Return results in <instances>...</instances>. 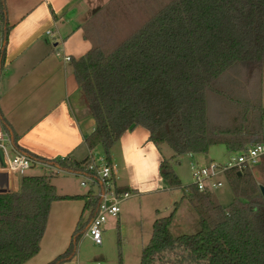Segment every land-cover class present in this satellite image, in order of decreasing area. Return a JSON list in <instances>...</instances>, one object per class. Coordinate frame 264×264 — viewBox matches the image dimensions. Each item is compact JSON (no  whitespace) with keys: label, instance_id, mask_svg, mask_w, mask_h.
<instances>
[{"label":"trees","instance_id":"trees-1","mask_svg":"<svg viewBox=\"0 0 264 264\" xmlns=\"http://www.w3.org/2000/svg\"><path fill=\"white\" fill-rule=\"evenodd\" d=\"M140 5L141 13H119L120 21L134 23L125 37L124 31L119 35L114 30V39L107 40L102 28L84 27L92 47L73 62V70L96 123L85 139L89 151L102 148L112 165L113 147L138 127L149 132L156 147L169 146L173 159L205 155L218 145L238 154L264 144V0H141ZM0 26L6 45V0H0ZM5 50L0 51V73ZM0 124L15 148L41 164L95 177L91 158H39L17 146L16 134L1 113ZM258 167L264 177V158ZM159 172L169 188L181 187L169 160ZM251 172L225 173L235 195L227 208L214 191L186 187L200 232L174 238L173 215L157 220L141 264H216L217 255L224 264H264V181L258 183ZM51 178L23 176L19 193L0 194V264H26L39 254L56 201L87 200L88 223L95 217L98 197L90 191L58 196ZM85 229L80 226L68 250L49 264L73 260Z\"/></svg>","mask_w":264,"mask_h":264},{"label":"crops","instance_id":"crops-1","mask_svg":"<svg viewBox=\"0 0 264 264\" xmlns=\"http://www.w3.org/2000/svg\"><path fill=\"white\" fill-rule=\"evenodd\" d=\"M96 1L6 0L10 31L5 45L0 26V51L6 48L0 73V113L13 128L17 146L39 158L61 160L72 156L78 162L95 159L96 150L89 151L85 139L95 130L96 123L77 84L73 62L92 47L84 27L95 13ZM67 57L70 62L65 61ZM7 139L10 138L0 125V145H5L8 155L13 156ZM162 147H156L143 128L127 132L111 151L117 188L134 196L173 190L160 176L161 163L166 160ZM2 154L0 150V167ZM183 157L196 159L201 155ZM40 166L44 169L42 176H50L49 169ZM51 169L55 171L51 184L58 196L87 195L59 186L61 179H80L76 174ZM25 176L37 177L27 173ZM22 178L0 170V191L19 193ZM86 202L64 200L52 204L40 252L26 264H49L68 250L75 231L82 225L87 229L91 222L88 223L90 211L85 208ZM81 260L77 254L65 264H82Z\"/></svg>","mask_w":264,"mask_h":264},{"label":"rangeland","instance_id":"rangeland-1","mask_svg":"<svg viewBox=\"0 0 264 264\" xmlns=\"http://www.w3.org/2000/svg\"><path fill=\"white\" fill-rule=\"evenodd\" d=\"M140 1L97 0L93 8V12L95 13L85 26L86 28L89 26L93 28L97 27V29L99 27L102 28V34H105L107 40L114 39V35H116L114 30L119 35L120 31H124L122 35L125 37L130 32L131 27L134 28V23L124 21V19L120 21L119 13L126 11L128 14H134L136 10L141 13L143 6L140 5ZM123 16L125 17V15ZM145 16L146 14L144 12L141 18ZM136 24L137 21L135 20ZM162 152L166 160L171 162L175 173L181 181V187L170 190L169 192L151 195L136 194L134 192L136 194L134 197L120 205L121 211L119 217L109 219L106 225L103 226L102 246H96L90 239H84L83 235L80 237L77 254L81 256L82 264H141L142 252L152 238L154 223L159 219L168 218L172 215L174 221L170 227V232L174 238L196 235L200 232L198 215L190 206L189 201H182L187 200L186 195L189 194V190H185L186 187L194 184L191 166L196 162L202 166H210L211 164L226 165L236 154L229 153L223 145L210 148L208 154L201 155V157L196 159L187 157L170 159V155H173L174 152L167 145H163ZM95 155L96 163L99 165L102 164L101 159L104 157L102 148H97ZM43 166L49 169V175H52V177L55 175V171L49 165L44 164ZM41 167L34 166L27 174L42 176L44 169ZM261 173L259 167L253 169L251 172L258 183L264 181ZM221 179L223 185L215 191V196L222 207L227 208L234 201L235 195L228 181L226 179L224 180V178ZM80 182L81 179L68 177L65 180L61 179L58 184L59 186H65L68 190L76 189L87 194L89 189L81 188ZM176 204L178 205L177 211ZM121 219L120 226H118L117 223ZM214 261H216V264H224L218 255L215 256Z\"/></svg>","mask_w":264,"mask_h":264},{"label":"built area","instance_id":"built-area-1","mask_svg":"<svg viewBox=\"0 0 264 264\" xmlns=\"http://www.w3.org/2000/svg\"><path fill=\"white\" fill-rule=\"evenodd\" d=\"M51 35V32L48 33ZM66 62H70L71 58L67 57ZM9 146L14 150L13 156H9L6 152V146L0 145L2 154V165L0 170L2 173L15 174L25 176L26 173L34 166L41 165L39 161L33 157L21 152L15 148L10 139ZM13 146V147H12ZM226 165L211 164L210 166H202L193 163L191 166L194 186L204 193L208 191H216L222 187L225 173L230 170H238L240 173L246 170H253L262 163L264 158V144H255L248 146L242 153L234 155ZM102 164H97L94 158H91L90 170L94 172L95 177H86L78 174L81 179V187L89 189L93 197H98L99 205L95 217L91 220L83 236L90 239L96 246L103 245V226L109 219L119 217L120 205L126 200L134 197L133 193L122 192L117 188L115 183V172L113 165H109L105 159H101Z\"/></svg>","mask_w":264,"mask_h":264},{"label":"water","instance_id":"water-1","mask_svg":"<svg viewBox=\"0 0 264 264\" xmlns=\"http://www.w3.org/2000/svg\"><path fill=\"white\" fill-rule=\"evenodd\" d=\"M4 177H7V176L5 175ZM260 191H261V194H262V196L264 198V186L260 187ZM6 193H7V191H5V190H1L0 191V194H6Z\"/></svg>","mask_w":264,"mask_h":264}]
</instances>
